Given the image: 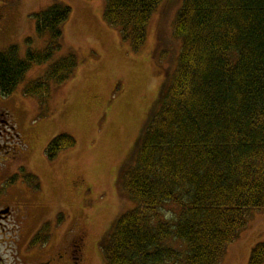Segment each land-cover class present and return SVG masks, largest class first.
<instances>
[{"label": "trees", "instance_id": "16d2710c", "mask_svg": "<svg viewBox=\"0 0 264 264\" xmlns=\"http://www.w3.org/2000/svg\"><path fill=\"white\" fill-rule=\"evenodd\" d=\"M162 1L105 0L103 19L138 50ZM70 13L54 4L34 14L37 34L49 37L44 50H28L23 59L16 46L0 53L2 96L16 90L32 65L62 50ZM173 32L178 65L144 125L134 167L121 173L120 190L135 206L104 238V264H219L249 213L264 208V0H183ZM76 66L74 54H66L24 94L45 102L51 84L69 79ZM74 145L59 134L46 157L54 160ZM39 232L32 245L49 240ZM263 263L260 242L248 264Z\"/></svg>", "mask_w": 264, "mask_h": 264}, {"label": "rangeland", "instance_id": "374dc122", "mask_svg": "<svg viewBox=\"0 0 264 264\" xmlns=\"http://www.w3.org/2000/svg\"><path fill=\"white\" fill-rule=\"evenodd\" d=\"M104 2L0 0L8 25L0 32V53L16 46L20 59L49 43L47 35L37 34L34 14L54 4L71 9L62 50L32 65L12 94H0V112L18 136L0 160V205L14 210L0 225V264H71L70 240L81 229L83 264H104V238L116 218L135 206L120 190L121 173L126 165L134 167L144 125L178 65L180 43L173 26L183 0L162 1L138 50L104 23ZM68 53L78 59L72 78L51 84L45 102L24 94L27 84L44 77ZM59 134L74 138L75 145L49 160L46 146ZM170 210L165 207V215ZM44 224L49 226L39 234L49 240L32 245ZM260 242L264 208L249 213L245 229L219 264H248Z\"/></svg>", "mask_w": 264, "mask_h": 264}, {"label": "flooded vegetation", "instance_id": "af4514ba", "mask_svg": "<svg viewBox=\"0 0 264 264\" xmlns=\"http://www.w3.org/2000/svg\"><path fill=\"white\" fill-rule=\"evenodd\" d=\"M5 13L0 8V32H2L4 28L7 29L8 26L7 14ZM4 116L6 115L0 112V160L1 156L9 151L8 149L10 145H12L11 143L13 142L14 134L16 138L18 137L11 123H9V121ZM12 213H14L12 206L6 204L0 205V225L4 220L11 216ZM40 228L37 233L40 231ZM81 230L75 233L74 237L70 240L69 257L71 259V264H83L84 261L83 255L85 247V235L82 234V232L80 233Z\"/></svg>", "mask_w": 264, "mask_h": 264}, {"label": "crops", "instance_id": "0c3cea01", "mask_svg": "<svg viewBox=\"0 0 264 264\" xmlns=\"http://www.w3.org/2000/svg\"><path fill=\"white\" fill-rule=\"evenodd\" d=\"M75 73V72H74ZM73 77V76H72ZM72 77H70V78H72ZM68 81V80H67Z\"/></svg>", "mask_w": 264, "mask_h": 264}, {"label": "water", "instance_id": "95a60500", "mask_svg": "<svg viewBox=\"0 0 264 264\" xmlns=\"http://www.w3.org/2000/svg\"><path fill=\"white\" fill-rule=\"evenodd\" d=\"M5 213V212H4Z\"/></svg>", "mask_w": 264, "mask_h": 264}]
</instances>
